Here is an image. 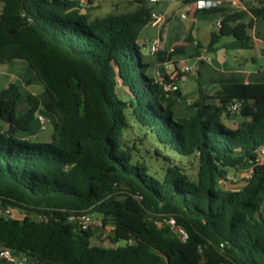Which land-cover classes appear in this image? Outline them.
I'll use <instances>...</instances> for the list:
<instances>
[{"label": "trees", "instance_id": "obj_1", "mask_svg": "<svg viewBox=\"0 0 264 264\" xmlns=\"http://www.w3.org/2000/svg\"><path fill=\"white\" fill-rule=\"evenodd\" d=\"M130 5L101 17L91 0H0V65L26 62L56 118L50 142L21 139L38 101L27 96L28 110L18 117L17 87L0 93V122L7 124L0 127V209H12L9 216L0 212V249L44 264H264V160L257 159L264 82L223 84L209 96L199 88L194 114L176 117L181 92L164 93L146 74L136 42L153 6ZM247 12V23L246 12L224 13L205 51L249 49L246 30L264 19V1ZM164 56L154 59L162 63ZM235 101L239 109L232 111ZM125 111L164 147L194 156L196 178L173 165L158 179L133 163L122 149ZM229 170L249 173L240 189L222 186ZM81 212L111 226L110 246L91 245L93 230L66 222ZM164 218H173L186 238L159 224Z\"/></svg>", "mask_w": 264, "mask_h": 264}, {"label": "crops", "instance_id": "obj_2", "mask_svg": "<svg viewBox=\"0 0 264 264\" xmlns=\"http://www.w3.org/2000/svg\"><path fill=\"white\" fill-rule=\"evenodd\" d=\"M98 6L95 12L98 16L109 13H119L133 9L130 5L134 0H91ZM149 3L153 6L152 14L161 19L146 25L137 37V45L140 46L142 61L149 64L151 78L161 79L167 77L175 81L184 101H177L173 107L176 117H189L195 112L194 108H186V103L199 97V88L202 96L211 95L214 90L223 84H247L264 82V19H257L246 34L250 38V48L246 51H229L219 48L211 53L205 51L210 40V34L217 31L216 22L222 20L224 13L246 12L243 23L250 20L247 10L264 0H159ZM196 1L215 2L210 9H197ZM184 16V18L182 17ZM152 40L159 41L158 53H164V61L157 63L155 55L149 54V45ZM199 46L201 49H199ZM227 51V53H226ZM145 52V53H144ZM173 52V53H172ZM247 52V53H246ZM202 56L201 62L197 57ZM168 57V60L165 59ZM167 60V61H166ZM185 65H196V75L191 76L197 82L195 89L185 85L189 75L184 74L182 69ZM14 85L20 93L18 100L17 116H23L28 110L27 96L31 95L38 101V108L34 120L29 127V132L20 135L21 139L31 140L36 138V131L40 130V122L37 116L45 119V126L56 124V118L48 113L44 106L49 98L43 85L36 80L33 71L24 61H13L5 64L4 70H0V93ZM119 88L121 98H127L128 92L121 85ZM2 129L7 124L0 122ZM41 131V130H40ZM15 261L22 264H44L34 260L27 262L26 256L11 252ZM0 264H17L0 258Z\"/></svg>", "mask_w": 264, "mask_h": 264}, {"label": "rangeland", "instance_id": "obj_3", "mask_svg": "<svg viewBox=\"0 0 264 264\" xmlns=\"http://www.w3.org/2000/svg\"><path fill=\"white\" fill-rule=\"evenodd\" d=\"M211 55L214 56L212 53ZM4 67L5 64L0 65V70L3 71ZM146 74L151 77L149 70L146 71ZM185 85L190 87V89H195L197 87V82L193 77L189 76L187 81H185ZM116 92L120 95L119 88H117ZM195 101L196 99L189 100L186 103L187 108H191ZM124 113L127 119L128 128L125 130L124 136L122 137V140L125 143L122 149L128 151V153L131 155L133 163L145 165L148 169V173L158 179L162 178L165 175L167 169L169 167H173V165H178L179 167L184 168V173L189 179L194 180L196 178L197 161L194 156H181L170 148L164 147L156 140L154 136H152L145 128L136 122L130 111H125ZM239 124L240 121L238 120L237 125ZM225 125L229 127L228 123H225ZM54 128L55 124L49 126L47 125L44 131L37 130L36 138L31 139L30 142H50L51 135L54 133ZM157 151L159 153H157ZM240 174V172L229 170L227 181L223 182L222 186L231 190L240 189L243 185ZM118 189L127 190V187L125 185H120ZM91 215L96 217V214L94 213ZM90 243L91 245L102 247L110 246L106 236H103L102 234L100 235L98 232H94Z\"/></svg>", "mask_w": 264, "mask_h": 264}, {"label": "built area", "instance_id": "obj_4", "mask_svg": "<svg viewBox=\"0 0 264 264\" xmlns=\"http://www.w3.org/2000/svg\"><path fill=\"white\" fill-rule=\"evenodd\" d=\"M151 2H158L159 0H150ZM216 5L215 2L210 1H196L195 6L197 9H210ZM184 18V16H182ZM152 20L155 22L160 21V17L158 15L152 14L151 15ZM216 29L219 30L221 27V21L218 20L216 22ZM159 50V41L158 40H152L149 45V54L155 55ZM203 60L202 56L197 57V61L201 62ZM182 72L184 74H187L189 76H195L196 75V65H185L182 69ZM155 82L159 83L161 85V88L164 93H173L178 90V86L175 83V81L171 82H162L161 79H155ZM239 109V103L234 102L231 106L232 111H237ZM38 121L40 122V130L44 131L46 129L45 126V119L42 116H37ZM258 161L261 162L264 160V147L260 148L258 152ZM249 176L248 172H243L240 174L241 178L247 179ZM139 199V197H136ZM0 212L3 213L6 216L11 215L12 209L6 208L4 210L0 209ZM33 218L35 220L39 221H46V218L42 215H34ZM66 222L72 225L74 228H76L79 231L86 232L88 230H93L94 232L101 233L103 236H106L107 233L110 231L111 226L104 225L102 220L99 217H94L89 213L81 212L76 214H71L66 218ZM166 227H168L170 233L176 237L181 238L184 240L186 238V235L184 231L176 224L175 220L173 218H164L161 223ZM129 242H123V244H130ZM0 258H3L4 260L8 262H16L17 264H22L24 261H15V259L11 255V251L7 248H1L0 249Z\"/></svg>", "mask_w": 264, "mask_h": 264}, {"label": "water", "instance_id": "obj_5", "mask_svg": "<svg viewBox=\"0 0 264 264\" xmlns=\"http://www.w3.org/2000/svg\"><path fill=\"white\" fill-rule=\"evenodd\" d=\"M226 53H227V51H226ZM26 261L27 262H33L34 261V258H32V257H26Z\"/></svg>", "mask_w": 264, "mask_h": 264}]
</instances>
